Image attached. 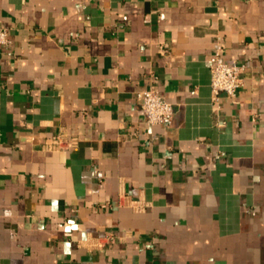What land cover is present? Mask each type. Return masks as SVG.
Listing matches in <instances>:
<instances>
[{
	"label": "crops",
	"instance_id": "1",
	"mask_svg": "<svg viewBox=\"0 0 264 264\" xmlns=\"http://www.w3.org/2000/svg\"><path fill=\"white\" fill-rule=\"evenodd\" d=\"M0 26V264H264V0H0ZM218 46L244 68L214 101Z\"/></svg>",
	"mask_w": 264,
	"mask_h": 264
},
{
	"label": "built area",
	"instance_id": "2",
	"mask_svg": "<svg viewBox=\"0 0 264 264\" xmlns=\"http://www.w3.org/2000/svg\"><path fill=\"white\" fill-rule=\"evenodd\" d=\"M9 43L8 29L0 26V49ZM211 60L213 64L210 66V88L213 100L218 101L222 95L236 98L242 85L241 72L244 66L235 61L226 60L222 46L217 47ZM137 99L148 124H167L172 120L175 113L174 104L157 90H142L137 93ZM54 141L53 147L61 146L64 143V139L60 136H57Z\"/></svg>",
	"mask_w": 264,
	"mask_h": 264
}]
</instances>
